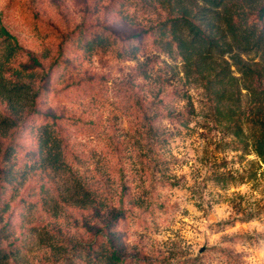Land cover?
I'll list each match as a JSON object with an SVG mask.
<instances>
[{
	"label": "rangeland",
	"instance_id": "1",
	"mask_svg": "<svg viewBox=\"0 0 264 264\" xmlns=\"http://www.w3.org/2000/svg\"><path fill=\"white\" fill-rule=\"evenodd\" d=\"M168 9L157 0H0V23L21 50L5 76L25 86L19 114L0 97V116L15 122L0 135L9 264H90L86 251L101 244L131 264H264V165L213 123L203 88L157 38ZM96 38L110 45L91 47ZM17 69L28 76L16 79ZM45 122L67 169L41 165ZM83 192L91 204L82 206Z\"/></svg>",
	"mask_w": 264,
	"mask_h": 264
},
{
	"label": "trees",
	"instance_id": "2",
	"mask_svg": "<svg viewBox=\"0 0 264 264\" xmlns=\"http://www.w3.org/2000/svg\"><path fill=\"white\" fill-rule=\"evenodd\" d=\"M157 1L166 10L167 5H172L168 9L171 18L154 28L157 38L165 42L168 51L172 46L176 49L183 62L185 79L203 88L213 123L233 136L241 149L251 147L264 165V88L261 86L264 79V0H189L196 4L193 7L187 5L186 0H167L166 5L164 0ZM198 2L201 5H197ZM89 45L101 48L110 45V41L96 38ZM19 51L16 39L0 23V97L9 104L14 115L23 111L17 109L16 99L20 96L15 94L23 97L25 86L12 82L5 74ZM253 53L260 55L259 62L245 59V55ZM32 61L37 64L35 59ZM22 71L15 70L14 77L28 76ZM190 107L194 111L193 104L190 103ZM14 126V120L0 116L1 136H7ZM36 136L41 165L56 171L65 169L62 140L55 125L41 124ZM11 155V152L4 153L7 160ZM251 177L232 176L229 179L244 182ZM18 179L17 171H8L9 186L17 189ZM217 179L221 182L222 178ZM82 197L87 200L82 206L91 204L88 192H83ZM86 255L90 264H131L113 245L90 247ZM11 258V252L0 248V264H9Z\"/></svg>",
	"mask_w": 264,
	"mask_h": 264
}]
</instances>
